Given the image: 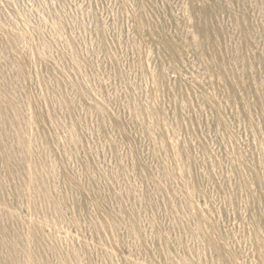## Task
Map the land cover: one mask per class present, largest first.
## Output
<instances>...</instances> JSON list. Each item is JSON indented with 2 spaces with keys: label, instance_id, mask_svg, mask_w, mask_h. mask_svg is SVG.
I'll return each instance as SVG.
<instances>
[{
  "label": "rangeland",
  "instance_id": "rangeland-1",
  "mask_svg": "<svg viewBox=\"0 0 264 264\" xmlns=\"http://www.w3.org/2000/svg\"><path fill=\"white\" fill-rule=\"evenodd\" d=\"M0 264H264V0H0Z\"/></svg>",
  "mask_w": 264,
  "mask_h": 264
}]
</instances>
